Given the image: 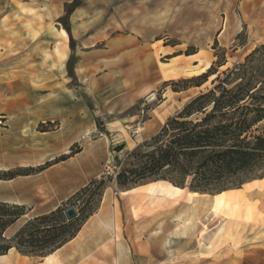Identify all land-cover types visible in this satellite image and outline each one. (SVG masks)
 <instances>
[{"label": "rangeland", "instance_id": "rangeland-1", "mask_svg": "<svg viewBox=\"0 0 264 264\" xmlns=\"http://www.w3.org/2000/svg\"><path fill=\"white\" fill-rule=\"evenodd\" d=\"M58 1L61 5L64 0H52L54 3ZM49 2L50 0H43L44 9L38 10L39 12L35 9L30 11L26 15L27 25L22 23L26 39H23L20 49L26 51L27 55L22 58L23 69H18L17 74L39 81L40 84L57 80L58 66L56 60H53V50L58 43L64 42L57 30L64 29V25L69 23L66 13L76 4L79 7V35L86 32L87 37L80 39L78 34H74V50H79V47L84 50L110 48V38L117 35L139 38V54L132 60V81L141 83L149 75L146 85L149 83L153 87L144 91L147 95L132 111L138 116L136 124L140 126L151 119L153 108L163 103L175 107L155 129L147 130L146 134L139 136L133 127L119 128V131L114 132L111 149L113 158L103 170L102 176L97 178L98 181H105L106 187L101 189L102 196L98 193L92 197L84 195L79 201L66 205L68 200L61 207L66 210L74 206L81 218H86L94 211L87 222L92 217L98 219L96 215H99L104 195L108 192L110 212L118 217L116 226L120 228V238L125 240L131 252L127 264H264V178L246 183L239 189L228 190L226 198L243 191L245 199L221 209H215L214 195H192L194 192L166 181L131 186L128 189L118 184V176L125 169L131 170L139 166V160L134 158L135 153L152 151V139L160 133L169 118L178 115L201 93L213 89L218 84H213L217 77L225 79L228 72L245 64L251 53L264 46V38L260 37L264 35V0H245L242 3L241 0H71V4L61 7L60 12L57 6L50 10ZM29 6L35 8L36 4L31 3ZM87 11H92V15L89 16ZM59 13L62 16L56 21ZM243 20L246 25L243 24L242 32L234 36L232 32ZM223 30L225 34L221 35ZM18 48L12 47L13 51ZM74 63L75 58L72 56L67 70L59 73L62 118H65V112L71 115L72 111L70 104L66 103V86L75 83ZM206 64L209 66L203 70ZM220 65L223 66L219 67ZM252 66L261 74V81H264V62L254 61ZM209 70L213 75L200 88L193 87L177 95L172 86H165L166 82L171 81L180 82L177 88L187 86L181 81L198 78ZM163 79L167 81L162 82ZM153 93L154 99L149 100ZM59 128L61 129L59 123L41 124L37 131L45 133L58 131ZM60 131L62 134L63 131ZM81 147V144L73 145L67 150L68 154L58 159L67 160L82 152ZM121 148L123 150L119 151ZM45 168L47 166L17 167L10 170L8 176L18 178L36 175ZM3 173L1 171V177ZM155 184L166 185L174 191L184 190V196L174 203L172 200L148 196L146 189L123 194L139 187L150 189ZM192 199L195 200L194 203L198 201L204 205L203 214L198 221L196 218L199 217V212L198 216L195 211L182 214ZM63 215L66 218L64 212ZM26 219L6 232L5 237L11 239ZM96 219L88 225L86 245H83L69 264H117L115 238L113 234L104 232L99 225L97 229L94 228L93 222ZM101 237L109 239L106 243L107 250L103 248L102 243L105 241H101ZM43 262V257L26 259L16 251L7 264Z\"/></svg>", "mask_w": 264, "mask_h": 264}, {"label": "crops", "instance_id": "crops-1", "mask_svg": "<svg viewBox=\"0 0 264 264\" xmlns=\"http://www.w3.org/2000/svg\"><path fill=\"white\" fill-rule=\"evenodd\" d=\"M70 1L64 0L60 5L59 1L54 3L50 0L48 6L50 10L54 6L59 7L60 12L61 7L71 4ZM244 1L241 0V3ZM31 3L36 4L35 8L29 6ZM34 9L37 12L44 9L43 0H0V171L8 172L17 167L47 166L36 175L0 180V202L26 206L29 209L28 215L8 229L7 232L18 225L22 219L27 218L15 234L29 220L54 212L91 181L102 176L103 170L113 158L112 137L114 132L120 130L119 128L133 127L136 131L140 128L147 129V123L159 122L155 119V114L159 116V119L161 118L162 122L171 109L175 108L163 103L153 108L151 119L149 118L140 126L136 124L138 116L132 111L147 95L144 91L151 90L153 86L149 83L146 85L150 79L149 75L141 83L132 81L134 79L131 74L132 60L134 56L137 57L140 50L137 47L139 38L134 36L111 37L110 48L84 50L79 47L77 51L71 50L69 36L64 68L59 66L53 50V60H56L58 66L56 81L40 84L39 81L17 74L18 69H23L22 58L27 55L26 51L20 49L23 39H26V32L24 33L25 30L21 26L22 23L27 25L26 15ZM78 12L79 7L69 18L73 40L74 34H81L77 26ZM87 13L90 14L89 16L92 15V11ZM60 14L57 15L56 21L60 20L62 16ZM243 24L246 25L244 20L232 32L234 36L242 32ZM57 25L59 26L60 23L58 22ZM220 33L223 35L225 31ZM84 37H87L86 32L79 35L80 39ZM260 37L264 38V35ZM12 47L19 48L13 51ZM72 56L75 58L73 67L75 83L66 86L68 91L66 103L70 104L72 111L71 115L65 112L63 114L65 118H62L59 73L67 70ZM165 81L167 80H162V82ZM183 92L174 93L179 95ZM55 123H59L62 134L60 130L45 133L37 131L41 124ZM75 144L82 145V152L65 161L55 163L60 156L68 154L67 150ZM155 185L150 189L139 187L123 194L146 189L148 196L172 200L174 203L184 196V190L174 191L166 185ZM153 188L165 192L154 193ZM190 201L188 208L182 214L195 211L197 215L199 212L200 215L196 218L198 221L203 214L204 205L198 201L195 203ZM96 216L98 219L92 217L74 239L45 257L43 264H69L73 261L83 245H86L85 241L89 236L88 225L94 219H96V222H93L94 228L97 229L99 225L107 234H113L118 255L117 264H127L130 261L131 252L125 240L122 241L120 238V228L116 226L118 217L110 212L108 192L105 193L100 213ZM199 230L197 226V231ZM100 239L105 241L102 245L104 250H107L106 243L109 239L106 240L103 237ZM13 252L16 250L11 249L7 255L0 256V264H7ZM22 257L28 259V256Z\"/></svg>", "mask_w": 264, "mask_h": 264}, {"label": "trees", "instance_id": "trees-1", "mask_svg": "<svg viewBox=\"0 0 264 264\" xmlns=\"http://www.w3.org/2000/svg\"><path fill=\"white\" fill-rule=\"evenodd\" d=\"M76 8V4L70 7L67 19ZM64 29L74 51L69 23ZM263 52L264 46L256 49L245 64L228 72L225 79L217 77L213 84H218L213 89L201 93L178 115L169 118L152 139V151L135 153L139 166L125 169L118 176L119 186L128 189L166 181L194 193L216 195L264 178V81L252 66L254 61L264 62ZM210 70L198 78L181 81L187 86L177 88L180 82L173 81L165 86H172L174 92L200 88L213 75ZM195 81L198 82L192 85ZM9 174L4 172L0 180L17 177ZM105 187L104 180H93L66 205L88 194L92 197L98 193L101 197ZM63 212L64 208L59 207L50 214L32 218L8 239L7 230L28 215L29 209L0 202V256L15 249L22 256L45 258L74 239L94 213L81 218L78 211V217L69 221Z\"/></svg>", "mask_w": 264, "mask_h": 264}, {"label": "bare ground", "instance_id": "bare-ground-1", "mask_svg": "<svg viewBox=\"0 0 264 264\" xmlns=\"http://www.w3.org/2000/svg\"><path fill=\"white\" fill-rule=\"evenodd\" d=\"M61 36H62V38L64 39V42H62V44L60 43V44H58V46L55 48V50H54V54H55V57L58 59V62H59V66L61 67V68H64V60L66 59V57H67V50H68V45H67V42H68V40H69V34L67 33V31H65L64 29H61L59 32H58ZM209 65L208 64H206L205 65V67L203 68V70H205L207 67H208ZM202 70V71H203ZM154 93L153 94H151L150 95V99L149 100H153L154 99ZM161 117V116H160ZM155 119H158L159 120V122L156 124V122L155 123H151V124H148L147 123V125H146V127H147V129H150V130H153V129H155L159 124H160V119H159V116L156 114V116H155ZM154 119V120H155ZM155 121H157V120H155ZM147 129H143V128H140L139 130H137V134L139 135V136H141V135H143L144 133H146V131H147ZM153 191H154V193H164L165 191L163 190V191H161V190H156L155 188H153L152 189ZM227 191H224V192H222V193H219V194H216V195H214V197H215V199H216V202H215V204H216V206H215V209H221V208H223V207H225V208H228V207H230V206H232L233 204H231V203H233V202H237V201H244V199H245V195L243 194V191H241V192H237V193H235V194H233V195H231L230 197L231 198H226V196H225V193H226ZM192 195H198L197 193H194V194H192ZM233 197H236V200L234 201L233 200ZM232 200V201H231ZM192 203H194V201H192ZM229 204H231L230 206H227V205H229ZM53 259H55V257L53 258Z\"/></svg>", "mask_w": 264, "mask_h": 264}, {"label": "water", "instance_id": "water-1", "mask_svg": "<svg viewBox=\"0 0 264 264\" xmlns=\"http://www.w3.org/2000/svg\"><path fill=\"white\" fill-rule=\"evenodd\" d=\"M65 215H66V218L71 221V220H74L78 217V211L76 210L75 207L73 206H70L68 207L66 210H65Z\"/></svg>", "mask_w": 264, "mask_h": 264}, {"label": "built area", "instance_id": "built-area-1", "mask_svg": "<svg viewBox=\"0 0 264 264\" xmlns=\"http://www.w3.org/2000/svg\"><path fill=\"white\" fill-rule=\"evenodd\" d=\"M135 132H137L135 129H133Z\"/></svg>", "mask_w": 264, "mask_h": 264}]
</instances>
